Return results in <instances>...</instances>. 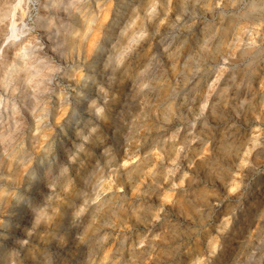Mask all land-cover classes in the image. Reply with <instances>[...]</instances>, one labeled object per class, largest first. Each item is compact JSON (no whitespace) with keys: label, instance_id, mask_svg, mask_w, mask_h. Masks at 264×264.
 <instances>
[{"label":"clouds","instance_id":"clouds-1","mask_svg":"<svg viewBox=\"0 0 264 264\" xmlns=\"http://www.w3.org/2000/svg\"><path fill=\"white\" fill-rule=\"evenodd\" d=\"M0 264H264V0H0Z\"/></svg>","mask_w":264,"mask_h":264}]
</instances>
